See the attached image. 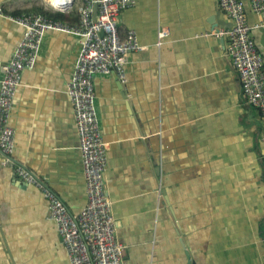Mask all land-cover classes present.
<instances>
[{"label": "crops", "instance_id": "obj_1", "mask_svg": "<svg viewBox=\"0 0 264 264\" xmlns=\"http://www.w3.org/2000/svg\"><path fill=\"white\" fill-rule=\"evenodd\" d=\"M35 7L53 11L46 0H0V67L23 35L8 15ZM117 22L121 37L134 30L143 47L128 54L124 82L93 77L121 264H264V122L243 98L226 40L213 33L230 18L218 0H136ZM161 27L169 35L157 46ZM252 35L264 67V34ZM79 49L77 35L44 32L8 118L11 161L73 216L87 201L66 92ZM3 160L0 151V264H69L41 189Z\"/></svg>", "mask_w": 264, "mask_h": 264}, {"label": "built area", "instance_id": "obj_2", "mask_svg": "<svg viewBox=\"0 0 264 264\" xmlns=\"http://www.w3.org/2000/svg\"><path fill=\"white\" fill-rule=\"evenodd\" d=\"M135 1L46 0L53 11L69 12L77 4L78 21L74 23L28 11L8 15L10 20L22 26L23 35L10 60L0 67V151L4 156L3 164H12L17 178L24 184L41 189L48 201V217L56 224L69 264H121L124 246L116 239V222L105 191L106 143L96 115L93 77L114 74L120 82L125 81L128 54L143 47L134 30L121 37L117 21L119 13ZM94 3L97 5L95 20L92 18ZM218 3L232 25L220 27L213 33L226 40V52L239 74L243 98L259 111L264 122L263 58L252 35L255 29L264 34V0H249L257 16L254 24L247 22L242 0H218ZM47 30L80 38L79 53L66 92L78 133L87 201L74 216L42 180L21 164H14L10 158L15 147V131L8 124V118L15 92L23 71L34 65L42 35ZM168 35L167 28H159L155 44H162ZM261 144L264 148V132Z\"/></svg>", "mask_w": 264, "mask_h": 264}, {"label": "trees", "instance_id": "obj_3", "mask_svg": "<svg viewBox=\"0 0 264 264\" xmlns=\"http://www.w3.org/2000/svg\"><path fill=\"white\" fill-rule=\"evenodd\" d=\"M34 11L39 14L45 15L46 17L62 22L74 23L78 21V13H73L74 11L70 12L71 10L69 11L70 13L67 12L68 14H65L61 11H49L45 10L42 7H35Z\"/></svg>", "mask_w": 264, "mask_h": 264}, {"label": "water", "instance_id": "obj_4", "mask_svg": "<svg viewBox=\"0 0 264 264\" xmlns=\"http://www.w3.org/2000/svg\"><path fill=\"white\" fill-rule=\"evenodd\" d=\"M96 15H97V5H96V3H94L93 4V10H92V18H93V20H95ZM101 34H102V32H101ZM192 264H194V263H192Z\"/></svg>", "mask_w": 264, "mask_h": 264}]
</instances>
